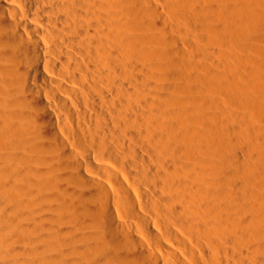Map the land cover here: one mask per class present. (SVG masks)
Wrapping results in <instances>:
<instances>
[{
    "label": "bare ground",
    "instance_id": "obj_1",
    "mask_svg": "<svg viewBox=\"0 0 264 264\" xmlns=\"http://www.w3.org/2000/svg\"><path fill=\"white\" fill-rule=\"evenodd\" d=\"M163 2L0 0V264H264V0Z\"/></svg>",
    "mask_w": 264,
    "mask_h": 264
},
{
    "label": "rangeland",
    "instance_id": "obj_2",
    "mask_svg": "<svg viewBox=\"0 0 264 264\" xmlns=\"http://www.w3.org/2000/svg\"><path fill=\"white\" fill-rule=\"evenodd\" d=\"M164 0H160V2H163ZM164 3V2H163ZM199 14V13H198ZM199 15H202V14H199ZM185 48H187V47H183L182 49L184 50ZM188 50H186V53L188 52V51H190V52H188L189 53V56H191L194 52L188 47L187 48ZM184 50V51H185ZM191 52H193V53H191ZM187 53V54H188ZM225 61V62H224ZM222 63H226V59L224 60V59H222ZM225 65V64H224ZM230 88V87H229ZM231 89V88H230ZM231 91H233L232 89H231ZM235 94V93H234ZM224 95V97L223 98H225L226 97V100H231V101H229L228 103L230 104L232 101H235L234 99H235V95H233V92H232V94L230 93L229 95L230 96H227L228 94H226V92H223L222 93V96ZM232 96H234V98L233 99H231L232 98ZM231 97V98H230ZM228 98V99H227ZM231 105V104H230Z\"/></svg>",
    "mask_w": 264,
    "mask_h": 264
}]
</instances>
